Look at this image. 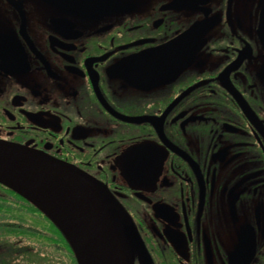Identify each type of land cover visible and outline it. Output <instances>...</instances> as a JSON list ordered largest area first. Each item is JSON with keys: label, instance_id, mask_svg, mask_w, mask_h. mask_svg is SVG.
Returning a JSON list of instances; mask_svg holds the SVG:
<instances>
[{"label": "flooded vegetation", "instance_id": "flooded-vegetation-1", "mask_svg": "<svg viewBox=\"0 0 264 264\" xmlns=\"http://www.w3.org/2000/svg\"><path fill=\"white\" fill-rule=\"evenodd\" d=\"M58 1L0 0V141L107 188L122 264H264V0ZM27 223L0 264H78Z\"/></svg>", "mask_w": 264, "mask_h": 264}, {"label": "water", "instance_id": "water-1", "mask_svg": "<svg viewBox=\"0 0 264 264\" xmlns=\"http://www.w3.org/2000/svg\"><path fill=\"white\" fill-rule=\"evenodd\" d=\"M108 2L56 3L76 11L97 12ZM0 183L28 200L58 227L71 244L78 264H122L120 245L129 262L119 211L98 180L69 163L0 141Z\"/></svg>", "mask_w": 264, "mask_h": 264}, {"label": "trees", "instance_id": "trees-1", "mask_svg": "<svg viewBox=\"0 0 264 264\" xmlns=\"http://www.w3.org/2000/svg\"><path fill=\"white\" fill-rule=\"evenodd\" d=\"M37 214L45 216L22 196L0 184V220H3L0 228H10L12 232L16 227V233L22 232V227L29 228L27 221L35 219ZM49 222L55 228L52 221Z\"/></svg>", "mask_w": 264, "mask_h": 264}, {"label": "rangeland", "instance_id": "rangeland-1", "mask_svg": "<svg viewBox=\"0 0 264 264\" xmlns=\"http://www.w3.org/2000/svg\"><path fill=\"white\" fill-rule=\"evenodd\" d=\"M33 216V215H32ZM35 219H32V221H34ZM38 220V219H37ZM30 221V220H29ZM38 222H40V221H38Z\"/></svg>", "mask_w": 264, "mask_h": 264}]
</instances>
